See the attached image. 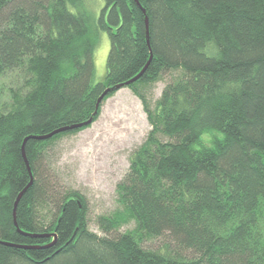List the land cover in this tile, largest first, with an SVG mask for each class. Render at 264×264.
<instances>
[{"label":"trees","instance_id":"16d2710c","mask_svg":"<svg viewBox=\"0 0 264 264\" xmlns=\"http://www.w3.org/2000/svg\"><path fill=\"white\" fill-rule=\"evenodd\" d=\"M81 1L0 0V75L23 77L0 108V264H264V0H139L146 14L135 0H104L94 24L110 50L99 82ZM151 53L125 86L151 129L117 185L123 209L99 216L109 234L99 235L84 195L64 192L48 166L51 144L89 125L32 136L88 120ZM173 70L182 74L152 108L139 86ZM27 137L33 183L14 215L31 179ZM52 203L45 222L40 209ZM130 220L134 229L110 235ZM167 234L163 250L143 244Z\"/></svg>","mask_w":264,"mask_h":264},{"label":"rangeland","instance_id":"374dc122","mask_svg":"<svg viewBox=\"0 0 264 264\" xmlns=\"http://www.w3.org/2000/svg\"><path fill=\"white\" fill-rule=\"evenodd\" d=\"M104 5V0H82L77 6L89 12L91 34L97 36L94 82L102 81L106 76L110 50L107 31H97L94 24ZM181 74L180 70L169 71L163 73L158 81L139 86L152 108L164 87ZM22 78L18 71L0 75V108L9 105V89L21 85ZM150 129L142 100L132 89L123 87L103 102L100 115L92 124L77 133L62 136L51 144L48 150L50 174L64 192L77 190L84 195L91 231L109 235L99 227L98 218L123 209L118 202L117 185L129 170L132 153L144 142ZM212 137L213 132L205 133L202 142L208 144ZM55 211L56 205L52 203L40 209V215L47 222ZM135 227V220H130L110 235ZM143 244L145 247L163 250L165 244L171 242L167 234L146 239Z\"/></svg>","mask_w":264,"mask_h":264},{"label":"water","instance_id":"95a60500","mask_svg":"<svg viewBox=\"0 0 264 264\" xmlns=\"http://www.w3.org/2000/svg\"><path fill=\"white\" fill-rule=\"evenodd\" d=\"M136 4L138 6H140L142 8V5L140 3L139 0H135ZM143 12L145 13V9L142 8ZM146 14V13H145ZM145 24H146V32H147V43L148 45H150V39H149V19H148V16L146 15L145 16ZM153 54L151 53V56H150V59L148 61V63L145 65V67L136 75L134 76L133 78H131L130 80L124 82V83H120L112 88H107L104 90V92L99 96L98 100H97V103H96V106H95V110L92 114V116L86 120V121H83V122H79V123H74V124H70V125H66V126H62L60 128H57L55 130H53L52 132L48 133V134H43V135H39V136H32L34 138H37V139H47V138H50L52 137L53 135L55 134H58L60 132H64V131H67V130H72V129H75V128H80V127H83V126H88L90 124H92L94 121V117L96 116V114L98 113V110H99V107L101 105V102L102 100L104 99V97L110 92V91H113V90H119L135 81H137L142 75L143 73L145 72L151 58H152ZM31 137V136H30ZM30 137H27L24 142H23V145H22V151H23V156L25 158V161H26V164H27V167H28V170H29V173H30V176H31V179H30V182L29 184L24 188V190L18 195L16 201H15V204H14V215H15V211H16V206L18 204V201L20 200L21 196L28 190V188L32 185L33 183V174H32V171H31V167H30V164H29V161L26 157V153H25V143L27 141L28 138ZM15 224L17 225V221H16V218H15ZM24 234H27L26 232H23ZM32 236H36L37 234H31ZM50 234H42V236H49ZM52 235V234H51ZM54 236V240L51 242L50 245H52L55 241H56V236L55 235H52Z\"/></svg>","mask_w":264,"mask_h":264}]
</instances>
